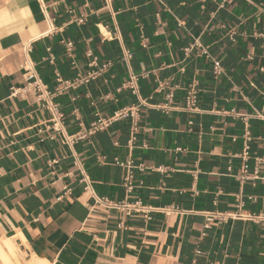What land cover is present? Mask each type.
I'll return each mask as SVG.
<instances>
[{
  "label": "crops",
  "instance_id": "1",
  "mask_svg": "<svg viewBox=\"0 0 264 264\" xmlns=\"http://www.w3.org/2000/svg\"><path fill=\"white\" fill-rule=\"evenodd\" d=\"M0 248L264 264V0H0Z\"/></svg>",
  "mask_w": 264,
  "mask_h": 264
},
{
  "label": "built area",
  "instance_id": "2",
  "mask_svg": "<svg viewBox=\"0 0 264 264\" xmlns=\"http://www.w3.org/2000/svg\"><path fill=\"white\" fill-rule=\"evenodd\" d=\"M81 22V20H79ZM70 45V44H69ZM203 54H206L205 51H202ZM87 55L88 57H90V53L87 52ZM95 63V59L92 60L91 64H94ZM213 71L215 74H219L220 71H221V68H220V62L218 60H213ZM95 74H90L87 76V79L89 78H93ZM136 81H137V78L135 76H131L128 80V82L126 83V86L128 88L131 89L132 93H136L137 91V85H136ZM168 98H171V94H168L167 96ZM185 103H186V107L187 108H192V109H195V103H196V96H195V92L193 91L192 88H189L186 92V99H185ZM52 111H53V117H52V120H53V127L55 130L56 129V125H57V122L60 121L61 117H62V114L58 111V108L56 105H53L52 106ZM112 122V119H108V120H98L97 122L93 123L91 128L93 131H97V130H101L103 129L104 127L108 126L110 123ZM248 140V138H247ZM249 149L248 146H245V155H247V150ZM247 167L248 165L245 164L243 166V174L240 176V178L243 180H247L248 177L246 176V173H247ZM230 169V168H228ZM131 179H132V173L131 171H128L124 177V186L126 187L127 191H130L132 189V185H131ZM97 203H100V204H106L108 205L109 202L107 201L106 198H100L99 200L96 201ZM140 203L137 201L134 203V206H138Z\"/></svg>",
  "mask_w": 264,
  "mask_h": 264
},
{
  "label": "bare ground",
  "instance_id": "3",
  "mask_svg": "<svg viewBox=\"0 0 264 264\" xmlns=\"http://www.w3.org/2000/svg\"><path fill=\"white\" fill-rule=\"evenodd\" d=\"M5 245L8 248V250L10 252H12V245L10 244V242L9 241H6L5 242ZM0 257L3 260V262H5V264H9L10 263V260L8 259V257L5 255V253L3 252V250L1 248H0ZM25 264H46V262L43 261V260H39L37 258H32V260L28 261Z\"/></svg>",
  "mask_w": 264,
  "mask_h": 264
}]
</instances>
